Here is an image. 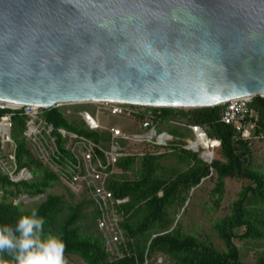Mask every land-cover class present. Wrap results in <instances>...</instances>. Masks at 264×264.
Returning a JSON list of instances; mask_svg holds the SVG:
<instances>
[{
    "label": "water",
    "instance_id": "water-1",
    "mask_svg": "<svg viewBox=\"0 0 264 264\" xmlns=\"http://www.w3.org/2000/svg\"><path fill=\"white\" fill-rule=\"evenodd\" d=\"M256 95L264 0H0L1 108H200Z\"/></svg>",
    "mask_w": 264,
    "mask_h": 264
},
{
    "label": "trees",
    "instance_id": "trees-1",
    "mask_svg": "<svg viewBox=\"0 0 264 264\" xmlns=\"http://www.w3.org/2000/svg\"><path fill=\"white\" fill-rule=\"evenodd\" d=\"M250 106L255 126L249 138L241 137L233 125L220 120L222 104L200 108L153 107L162 121L174 118L199 124L219 143L214 149L213 161H205L195 151L175 142L187 137L188 129L171 126L170 132L177 139L170 145L143 142L134 145L138 152H144L143 155L136 153L119 160L118 164L130 173L112 180L108 187L116 197L128 198L117 210L122 218L120 224L127 236L129 253L116 260H110L104 247L97 223L100 212L92 200L84 198L69 203L63 194L47 192L63 183L59 174L38 157L26 138L27 115L23 110H15L11 133L15 145L14 172L20 174L28 170L32 176L16 179L0 168V224H15L19 208H24L22 201L17 202L20 196L36 198L46 193L36 205L24 209L38 208V214L45 220V231L62 237L65 255H78L87 264H153L154 256H165L169 259L168 264H245L236 240H247L260 247L253 264H264V167L256 163L253 151L255 142L264 143V96H253ZM7 112H12L11 108L0 107V119ZM42 115L54 127L62 159L71 154L58 128L76 131L95 140L100 138L98 132L84 129L80 122L65 116L60 107L43 109ZM210 152L207 150L203 157L211 158ZM169 155H176L188 166L179 171L163 167L158 157ZM213 174L216 183L211 193L217 196V202L223 198L226 178L250 180L233 201L230 213L217 218L214 223L218 237L225 244L223 250L185 231L181 220L176 218L186 205L190 191ZM70 194L74 197L72 192ZM62 214L64 216L60 218ZM0 255L6 261L11 260L7 254Z\"/></svg>",
    "mask_w": 264,
    "mask_h": 264
},
{
    "label": "built area",
    "instance_id": "built-area-1",
    "mask_svg": "<svg viewBox=\"0 0 264 264\" xmlns=\"http://www.w3.org/2000/svg\"><path fill=\"white\" fill-rule=\"evenodd\" d=\"M252 97H239L231 99L222 105L220 120L226 124L233 125L241 137L249 138L255 126L253 109L250 106ZM73 105H94L96 109L92 114L89 110L80 112L81 126L89 131L99 133V140L87 137L76 131L58 128L62 138L65 140L66 149L71 157L62 159V152L57 144L58 136L54 134V127L47 122L42 115L43 109L60 107L65 116L69 119L71 110L65 109ZM65 107V108H64ZM12 112H7L0 119V144L1 151L11 144L12 152L9 154L11 159H15V145L12 139V128L14 126L12 115L15 110H23L27 115L26 138L31 144L38 157L55 170L62 181L74 191L83 192L89 200H92L100 212L98 217V229L104 238V247L109 254L110 260H116L129 253L127 236L121 226V216L118 213V206L128 200L127 197H116L108 187L112 180H118L121 175L130 173L124 170L119 164L123 157L132 156L139 153L134 145L143 142L155 145L168 146L177 139L165 126H178L180 129H188L192 137H184L186 142L183 147L200 152L202 156L205 150H211L212 154L218 145V139H211L207 131L199 124H192L183 120L169 119L162 121L157 116L153 107L135 105L124 102L108 101H88V102H60L51 107H39L25 105L22 107H9ZM155 108V107H154ZM160 108V107H156ZM100 115L119 116L129 125L133 123L143 132H130L128 125L105 124L100 121ZM204 140H212L206 147L203 146ZM195 142V145L191 143ZM217 142L214 146L213 143ZM211 158L203 157L205 161L211 162ZM62 160V161H61ZM3 159L0 154V164ZM5 165V162L3 163ZM20 178H30L32 175L24 170ZM1 193V190H0ZM151 262V261H150ZM150 264V263H149Z\"/></svg>",
    "mask_w": 264,
    "mask_h": 264
},
{
    "label": "rangeland",
    "instance_id": "rangeland-1",
    "mask_svg": "<svg viewBox=\"0 0 264 264\" xmlns=\"http://www.w3.org/2000/svg\"><path fill=\"white\" fill-rule=\"evenodd\" d=\"M65 108V107H64ZM65 109L71 110L70 116L75 119L77 122L81 123L80 112L84 110H89L92 114L94 113L96 106L92 105H73L66 107ZM100 121L105 124H118V125H128V131L130 132H143L144 130L138 128L136 125L131 123L130 125L125 122V120L119 116H108L100 115ZM166 129L170 130L169 126H165ZM189 135L187 137H192V134L187 130ZM179 145H186L181 139L175 140ZM182 142V143H181ZM164 148V147H163ZM254 157L257 164L264 167V143L262 141H257L253 145ZM12 152V145L9 144L5 151H1L2 163L0 168L6 172H9L13 175L14 178L22 177L19 174L14 172V162L10 158L9 154ZM201 156L202 149L200 152H195ZM207 150L203 154H206ZM212 153V151L210 152ZM5 162V165L3 163ZM158 162L163 164V167L169 168L173 167L174 170H183L188 165L186 162H180L179 158L176 155H169L163 158V156L158 157ZM226 186L223 191V198L217 202V196H214L211 192L216 183V175L213 174L211 177L206 178L202 183L196 186L193 190L190 191V195L186 201V205L179 210L176 215L177 219H180L185 231L193 233L199 238H201L206 243H212L215 247L220 250L225 249V244L218 237L214 223L217 218L224 217L231 211V205L233 201L239 196L244 185L250 183L249 179L246 178H237L231 177L226 178ZM47 192H55L58 194H63L69 203L80 201L82 199H89L86 195L84 196L81 191H74L69 188L66 184H57L54 188L47 190ZM72 192L74 197L70 194ZM46 197V193L39 195L36 198H29L27 195H22L17 199V202L22 201L24 203V208H31L36 205L39 201ZM179 202V201H178ZM176 203V205L178 204ZM64 214L60 216L62 218ZM237 244L241 248V257L245 264H253L259 254L260 247L253 246L247 240H236ZM67 264H87L85 263L78 255L69 254L65 255ZM153 264H168L169 259L165 256H154Z\"/></svg>",
    "mask_w": 264,
    "mask_h": 264
},
{
    "label": "clouds",
    "instance_id": "clouds-1",
    "mask_svg": "<svg viewBox=\"0 0 264 264\" xmlns=\"http://www.w3.org/2000/svg\"><path fill=\"white\" fill-rule=\"evenodd\" d=\"M38 208H19L15 224H0V264H67L62 237L45 231Z\"/></svg>",
    "mask_w": 264,
    "mask_h": 264
},
{
    "label": "bare ground",
    "instance_id": "bare-ground-1",
    "mask_svg": "<svg viewBox=\"0 0 264 264\" xmlns=\"http://www.w3.org/2000/svg\"><path fill=\"white\" fill-rule=\"evenodd\" d=\"M209 142H212V140H204L203 141V146L206 147L208 145ZM192 145H195L196 143L192 141L191 143ZM217 144V142H214L213 145L215 146Z\"/></svg>",
    "mask_w": 264,
    "mask_h": 264
}]
</instances>
